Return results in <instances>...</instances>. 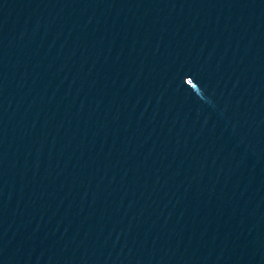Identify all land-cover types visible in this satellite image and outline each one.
I'll list each match as a JSON object with an SVG mask.
<instances>
[{"label":"water","instance_id":"obj_1","mask_svg":"<svg viewBox=\"0 0 264 264\" xmlns=\"http://www.w3.org/2000/svg\"><path fill=\"white\" fill-rule=\"evenodd\" d=\"M0 264H264V0H0Z\"/></svg>","mask_w":264,"mask_h":264}]
</instances>
